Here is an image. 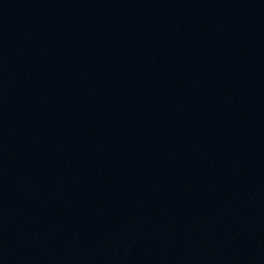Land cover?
<instances>
[{"label":"water","instance_id":"95a60500","mask_svg":"<svg viewBox=\"0 0 264 264\" xmlns=\"http://www.w3.org/2000/svg\"><path fill=\"white\" fill-rule=\"evenodd\" d=\"M0 264H264V0H0Z\"/></svg>","mask_w":264,"mask_h":264}]
</instances>
